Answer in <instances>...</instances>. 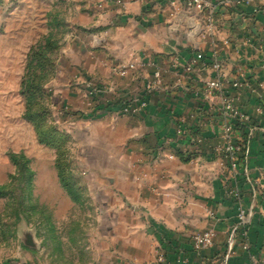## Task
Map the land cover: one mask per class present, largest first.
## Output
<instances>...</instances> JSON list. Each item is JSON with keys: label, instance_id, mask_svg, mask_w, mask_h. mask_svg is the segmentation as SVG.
Listing matches in <instances>:
<instances>
[{"label": "crops", "instance_id": "0c3cea01", "mask_svg": "<svg viewBox=\"0 0 264 264\" xmlns=\"http://www.w3.org/2000/svg\"><path fill=\"white\" fill-rule=\"evenodd\" d=\"M240 1L207 0L203 10L183 0L25 1L32 12L48 3V30L60 23L68 45L92 53L98 79L117 96L148 98L125 119L101 122L113 135L106 144L128 142L132 161L141 158L123 175L112 165L109 184L97 188L109 199L95 205L114 212L105 221L109 229L98 224L94 240L101 250L105 245L108 264H153L156 249L166 264L219 263L236 220L230 189L253 211L252 252L264 263V0ZM156 69L159 89H146ZM218 79L219 88L207 86ZM97 95L106 101L103 89ZM227 102L236 114L226 110ZM235 120L248 137L247 174L242 167L231 171L221 149L224 124ZM231 134L244 139L234 128ZM208 228L213 244L197 253L191 234ZM226 264L250 262L236 245Z\"/></svg>", "mask_w": 264, "mask_h": 264}, {"label": "rangeland", "instance_id": "374dc122", "mask_svg": "<svg viewBox=\"0 0 264 264\" xmlns=\"http://www.w3.org/2000/svg\"><path fill=\"white\" fill-rule=\"evenodd\" d=\"M25 1L0 0V264H108L105 245L101 250L94 240L98 224L109 229L105 221L114 212L95 205L109 199L97 188L109 184L112 165L123 175L141 158L132 161L128 142L106 144L113 135L101 124L130 112L97 114L93 107L99 88L106 103L140 98L119 97L98 79L93 54L68 45L60 23L48 30L47 2L32 12ZM49 31L56 47L43 51L39 59L46 64L37 66L32 49ZM59 169L76 186L77 201L62 186Z\"/></svg>", "mask_w": 264, "mask_h": 264}, {"label": "built area", "instance_id": "2783aa9c", "mask_svg": "<svg viewBox=\"0 0 264 264\" xmlns=\"http://www.w3.org/2000/svg\"><path fill=\"white\" fill-rule=\"evenodd\" d=\"M140 1H144V0H140ZM222 2L223 4L228 5L229 3L239 4L241 1L222 0ZM185 5L187 7H194L197 10H203L208 6V3L207 0H185ZM200 57L201 54L197 53L196 56L194 57V61ZM215 66L217 67L218 64L216 63ZM120 73L124 74L125 70L120 69ZM159 80H160V71L156 69L153 73V78L151 79V81L146 82L145 84L146 89H151L155 84L159 83ZM207 86L209 88H219L220 87L219 79L217 81L208 82ZM146 104L147 101L145 99L137 100L136 102H133L131 100L129 105L125 106L123 109L126 110L127 112H136L144 108ZM225 108L229 113L232 112V114L233 113L236 114V111H234V108L231 107L229 102L226 103ZM232 128H233V123L224 124L223 130L225 136V143L222 145L221 149L222 152L224 153V156L227 160L228 166L231 171H236L239 167H242L243 173L247 174L248 169L246 166L245 157L239 159L236 156L237 153L240 151L241 146L239 143L234 141L231 134ZM176 132L180 133L181 128L179 127V129H177ZM228 192L229 194L232 195V197L236 200L237 203L236 213H235L236 220L232 225V227L230 228V230L228 231L226 238L225 252L223 253L219 263L217 264H226L227 260L234 252V248L236 245H239L241 250L247 253L250 264H264L252 252V245L250 242L249 231H250V226L252 224L253 211L251 208H245L242 205L237 189H230ZM214 236H215V232L211 228L193 232L191 234V244L194 251L200 253L203 250L209 248L213 244ZM153 264H166L164 262L163 253L159 249L155 250V260ZM172 264H180V263H172ZM189 264H206V262L198 261Z\"/></svg>", "mask_w": 264, "mask_h": 264}, {"label": "trees", "instance_id": "16d2710c", "mask_svg": "<svg viewBox=\"0 0 264 264\" xmlns=\"http://www.w3.org/2000/svg\"><path fill=\"white\" fill-rule=\"evenodd\" d=\"M57 24H58V22H54V25H57ZM52 38H53V33L51 31H49L47 36L43 39L42 43L37 42V44L35 45L36 47L34 46V48L32 49L34 52L36 51L35 52L36 53V59L35 60H36V65L37 66H42L43 64H46L42 60L39 59V55L42 54V52L45 51V50L47 51V50L53 49V47H56V44H55L56 42ZM48 77H49V73L46 70V77L43 80H46V79L48 80ZM30 83H31V81H28V84H30ZM43 90L44 89H42V87H41V90H40L41 93H43ZM33 99H34L33 91L28 92V95L26 97L28 106L31 105ZM142 99H145L147 101L148 98L147 97H144V98L142 97L141 100ZM129 103H130V101H126L124 99L117 100L115 103H106L104 101L103 102L99 101L98 103H96L94 105L93 112L97 113V114H102L103 112H106V111L107 112H109V111H119V110H122L125 106L129 105ZM233 128H234L235 131L241 132L242 135L244 136L243 140L236 141L241 146L240 151L236 155L240 159V158L245 157V155H246L248 137H247V133L245 131H243L244 130V125L242 124L241 121H239V120L233 121ZM196 133H197L196 130H192V134L193 135H195ZM158 146L159 145L157 143L155 148H154V150H153V152H156ZM176 152L184 160H188L189 159V156L188 157L184 156L183 153H181L180 149H178ZM11 156L13 158H15L17 155L11 154ZM64 174L65 173H63V169H59V176H60V180H61L62 186L66 189V191L70 194V196H72V198H74L77 201L78 200L77 188H76L75 185H73L72 181L70 180L71 179L70 176L69 175H64Z\"/></svg>", "mask_w": 264, "mask_h": 264}]
</instances>
